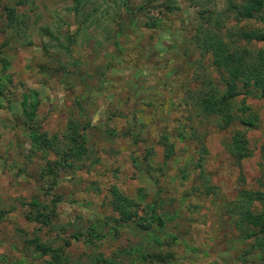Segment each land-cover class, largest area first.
<instances>
[{
  "label": "rangeland",
  "instance_id": "obj_1",
  "mask_svg": "<svg viewBox=\"0 0 264 264\" xmlns=\"http://www.w3.org/2000/svg\"><path fill=\"white\" fill-rule=\"evenodd\" d=\"M80 1L0 0V264H264V99L238 94L228 128L193 105L231 74L203 42L251 61L264 3Z\"/></svg>",
  "mask_w": 264,
  "mask_h": 264
},
{
  "label": "trees",
  "instance_id": "obj_2",
  "mask_svg": "<svg viewBox=\"0 0 264 264\" xmlns=\"http://www.w3.org/2000/svg\"><path fill=\"white\" fill-rule=\"evenodd\" d=\"M92 0H87V3ZM130 0H122L123 4L125 6H128ZM74 9L76 10V13L81 11L80 0H74ZM231 8H233V11L239 15V17L245 16L247 19L252 18L255 16L256 12H259L262 8V5L264 3V0H241L239 2L242 6L237 5L233 0L229 1ZM75 13V12H74ZM242 14V15H241ZM135 20V18H134ZM241 32L244 34V37L247 39H255L259 41H264V31L261 30H248L245 28H241ZM222 30L220 32H214L213 35H211L209 41L203 42L204 44L207 43L206 47L213 55V62L214 65L217 66V70L222 73L223 70H228L231 72L229 77H223V80L226 81L228 86L225 90H212L207 96L200 99L199 101L194 102L193 105L195 109L200 110L203 112H214L216 115L221 116L224 123H222L221 127L228 128L234 123L232 120V104L234 103L235 98L238 96V94H255L260 98L264 99V48L258 51L257 56L253 57L251 61H246L245 59L239 58V56L235 53L230 51L228 48V43L221 37L223 36ZM72 44V42H71ZM71 51L70 44L68 46V52ZM240 60L236 64V60ZM249 70L246 71V68ZM242 85L240 88L239 86ZM246 90H244V88ZM250 88V89H249ZM244 91V92H243ZM194 91L192 89H189V96ZM240 122L243 126H252L244 117H240ZM249 123V125H247ZM189 125H182V128L188 132L187 128ZM79 126L72 124L70 125L71 132L65 133V138H69L71 141L73 140L76 144V133H78ZM192 128V126H190ZM69 129V130H70ZM78 130V131H77ZM193 135L196 134V131H192ZM79 137L81 138L83 135L79 133ZM186 136L185 132L180 133V138L184 139ZM164 138V137H163ZM84 138H81V141H79V145L76 147H71L74 151L80 150L82 148L81 144L83 142ZM229 141V142H228ZM225 146L228 148L229 152L232 153L233 157L236 158L238 161H242L243 159L250 157L251 152L247 146V137L242 132V130H236L233 133V136L231 137V140H228L224 142ZM171 144V149L172 148ZM84 150L81 149L80 152H83ZM171 152V153H170ZM168 153L171 155L172 150H170ZM208 152V149L205 145L202 146V153ZM78 152H76V155ZM71 155V154H69ZM81 156V155H79ZM184 173V172H183ZM243 193V192H242ZM258 194L257 199L259 201L264 202V192L261 193H255ZM262 202V203H263ZM263 210H264V203H263ZM264 213V212H262ZM250 217V216H248ZM258 222L260 220H255ZM262 229L264 228V221H260ZM251 235V233H250ZM249 233H247V236L250 237ZM255 235H252L253 237ZM259 241L261 243L264 241L263 238H260ZM57 257V256H55ZM160 261L165 260L164 257L160 256ZM48 264H58L56 261V258L54 260H51L48 262Z\"/></svg>",
  "mask_w": 264,
  "mask_h": 264
}]
</instances>
